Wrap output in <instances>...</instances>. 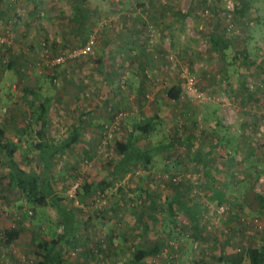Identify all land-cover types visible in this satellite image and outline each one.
Segmentation results:
<instances>
[{
	"label": "rangeland",
	"instance_id": "rangeland-1",
	"mask_svg": "<svg viewBox=\"0 0 264 264\" xmlns=\"http://www.w3.org/2000/svg\"><path fill=\"white\" fill-rule=\"evenodd\" d=\"M156 2L159 11L166 10L162 29L167 35L160 33L155 45H165L167 49L161 48L168 64V89L179 85L183 96L176 101L168 99V121H162L165 116L156 114L151 121L140 123L142 132H130L135 134L133 141L139 142L143 151L158 154H154L150 162L129 161L125 166L121 165L120 171H117V165L123 156L117 144L123 143L121 139L125 135L121 123L123 117H132L131 114L117 112L108 115V120L95 121H92L95 117L83 112L75 117L67 97L57 94L59 88H69L66 79L69 78L70 68L87 73L91 70L88 66L91 62L93 67L97 65L100 69L101 49L97 45V36L91 33L86 37L82 31L73 35L67 31L63 33L60 21L51 19V7L47 0L39 3L37 16L29 19L28 31L23 35L28 42L24 61L30 71L27 77L39 71L35 75H41L43 81L32 82L29 91L37 89L39 94L43 91L44 101L47 100L50 107L55 106L51 109L50 125L53 129L47 143L53 145H49V151L54 152L58 147L57 139L67 135L66 127L72 120L76 119L84 126L90 122L96 129L91 131L95 136L92 137L90 132L91 137H86V141H92L91 146L80 145L82 142L79 139L77 145L60 149L53 154L46 171L41 160L46 154L41 155L40 148L37 153L38 126L30 115L24 119L30 143L21 141V145L15 147L19 150L18 162L23 165L24 171L29 174L45 172L53 192L58 196V205L72 209L78 221L79 226L65 234L57 245L60 255L71 264L81 261L83 264H123L139 243L144 249L158 247L157 252H151L144 258L146 264H223L217 252L222 246V242L217 243L218 235L233 238L235 243L231 244L235 250L262 244L260 234L264 233V226L259 227L253 219L248 220L244 213L238 215L234 225H224L219 230L222 218L231 212L232 195L227 194V189L219 199L211 193L214 188H225L224 181L228 179L204 178L199 172L203 162L199 163L196 152L191 158L184 148L159 149L158 144L163 146L167 140H172L173 144L179 141L176 136L179 122L184 119L183 114L190 115L189 121L196 126V123L199 125L202 122L197 118L207 111L203 121L211 123L213 115L210 110L214 106L220 107L216 116L220 123L230 126L246 116L257 126L254 133L257 130L264 133L259 129L264 128V0ZM64 3L68 5L67 0ZM65 9L68 10V7ZM27 15L23 7L21 16L25 18ZM10 33L11 43L18 44L20 33ZM90 37H94L90 54L68 58L53 70L42 67L41 62L37 64L43 43L47 46L48 56L52 57L61 51L83 46ZM18 49L19 45L12 51L15 53ZM53 71L54 76L51 75ZM121 74L130 76L126 70H122ZM97 75L101 77L98 78L101 86L105 85L103 75ZM186 75L193 77L197 91L203 95L201 98L183 91ZM14 77H8V87L3 89L13 94L15 91L23 92L24 84L13 82ZM77 78L85 81L84 77ZM64 80L66 84H63ZM25 84L29 86V83ZM135 121L138 125L137 118ZM187 122L181 125L187 127ZM166 126L168 137L164 130ZM150 127L159 128L155 133L156 139L142 136ZM14 135L21 137L24 133L19 136L18 132H14ZM257 138L261 135L257 134ZM193 149L197 151L196 146ZM170 157L176 158V161L171 163L168 160ZM208 166L210 169L214 167L212 162ZM168 176L175 177L176 181L168 180ZM192 181L199 183L197 192L193 191ZM75 183L77 186L72 188ZM90 186L92 189H89ZM0 204V234L4 235V239L0 240V264H39L43 250L38 247V242L64 234L56 210L49 205L36 207L28 203L17 188L2 194ZM221 205H225L226 210L219 213ZM242 217L246 222L243 223ZM259 219L262 220L261 217ZM195 220V223H189ZM237 222H242V229L235 228ZM144 223H147V230L143 227ZM249 224H252L250 229ZM13 230H17L18 235L10 240L7 234ZM172 253L176 255L173 261L168 256ZM241 264H249L248 258L244 256Z\"/></svg>",
	"mask_w": 264,
	"mask_h": 264
},
{
	"label": "crops",
	"instance_id": "crops-1",
	"mask_svg": "<svg viewBox=\"0 0 264 264\" xmlns=\"http://www.w3.org/2000/svg\"><path fill=\"white\" fill-rule=\"evenodd\" d=\"M44 1L46 0H0V32L8 31L13 34L15 31V33L19 32L21 36L17 41L18 44L14 42L9 43L10 45H0V131L3 132L0 141L3 144L14 143L18 147L21 145V141L30 143V137L26 136L24 119L27 118V115H31L33 122L38 126L37 153L40 148L38 145H53L48 144L47 140H49L50 130L53 129L50 120L52 119L51 109L55 106L50 107L48 101H44L45 98H42L44 96L43 91L40 94L37 89L33 90L34 94L33 91H29L32 82L36 84L43 83V81L41 75H35L39 71H36L37 73L35 72L29 78L27 77L30 71L28 70V63L24 61L25 55L28 53V42L26 38H23V35L28 31L29 19L37 16L36 9L39 7V3ZM47 1L51 7L49 9L51 19L60 21L63 33L67 31L73 35L77 31H82L86 33V37L94 33L97 36V45L101 49L99 51L100 61H98L100 69H97V65L93 67L91 62H89L91 65H88L91 70L85 72L86 74L70 68L68 70L69 78L66 79L69 90L63 86L57 90V94L60 97L62 94H64L62 97H67L75 117L83 112L95 117L92 119L95 121L96 119L108 120V115L117 112L131 114L132 117L129 116L130 118H122L121 130L124 131L125 135L121 142L124 144L130 142L132 146L142 150L139 142L133 141L135 134L130 132L132 130L135 133L142 132L140 123L151 121L156 114L161 117L165 116V118L162 117V121H168V64L162 55L163 49L166 51L167 49L165 45H155L156 40L161 36L160 33L167 35L162 29L165 22L163 13L166 10L159 11L157 9V0H67L68 5L62 4L65 0ZM43 6L45 7V4ZM23 7L28 14L25 17L27 20L21 16ZM65 7H68V10ZM167 31L168 29H166ZM17 45H19V49L14 53L12 49ZM122 70H126L130 76H123ZM54 72H51L52 76L55 75ZM96 73L103 75L105 85L101 86L98 79L101 77ZM60 74L61 76L64 75L61 70ZM11 75L15 76L13 82L24 84L23 92L15 91L13 94L12 91L3 89L5 86L8 87V77ZM77 77H84L85 81L79 80ZM66 81L64 80L63 84H66ZM25 82L29 83V86H25ZM85 88L87 89L85 90ZM5 91L7 93H4ZM40 101L48 105L46 122L41 133L39 131L42 130L41 125L36 120L41 113ZM210 111L213 115V121L211 123L204 122L207 111H203L202 117L197 118V121L202 120V122L199 125L196 123V126L189 121L190 115L183 114L184 119L179 122V133L176 136L179 141H175L176 143L173 144L172 140H167L163 146L159 144L158 146L171 149L174 147L184 148L191 158H194L196 152L199 163L203 162V168L199 172L204 178L208 177L211 180L228 179L224 181L225 188L220 189L218 187L214 188L212 193L210 191L214 197H216V192L223 194L226 189L227 194L232 195L231 212L222 218L223 221L219 230L224 225H234L233 223L238 221V215L241 213L246 214L248 220L261 217L262 220H259L264 226V133H260L258 130L254 133L257 126L249 117L245 116L239 122L235 121L229 126L220 123L219 118L216 117L220 107L214 106ZM135 118L138 119V125H136ZM182 122H187V127L181 125ZM91 124L89 122L84 126L76 119L72 120L70 125L66 127L67 135L62 139H57L58 145L56 146L61 145L77 125L81 127L79 139L82 143L78 139L74 144L79 142L80 145L91 146L92 141H86L87 136L91 137L89 133L96 130L95 125ZM167 126L164 129L166 137H168ZM158 129L150 127L149 130H146L148 132L142 136L156 139L155 133ZM259 129L264 132V128ZM14 132H18L19 136L23 133L24 135L16 137ZM92 132L93 137L95 134ZM257 134H260L261 138H257ZM193 146L197 147V151L193 149ZM18 151V149L14 151L13 158L18 167L24 171L23 165L18 162ZM151 153L153 155L158 154V152ZM122 156L124 157L123 154ZM24 159L27 161L26 157ZM137 160L141 159L135 158L131 161ZM168 160L174 163L176 158L170 157ZM7 161V150L0 147V196L5 195L7 190L11 191L12 188H15L9 181L10 168L6 164ZM210 162L214 165L213 169L208 166ZM221 163H224L225 166L223 167ZM224 169L227 170L224 171ZM257 195L263 197V203L256 198ZM244 222L246 221L243 220ZM241 223L237 222L235 228H241ZM194 225L196 226V224ZM251 225H248L250 226L249 229L252 228ZM224 231L227 230L224 228ZM260 235L263 236V234ZM238 240L237 238V243ZM218 242H222V246L217 249L219 258L223 259V264H230L234 260L233 258L237 257V253L232 247L233 244H231L232 242L235 243L234 239L218 235ZM173 253L176 254V252ZM173 253L172 255L168 254V256H176Z\"/></svg>",
	"mask_w": 264,
	"mask_h": 264
},
{
	"label": "trees",
	"instance_id": "trees-1",
	"mask_svg": "<svg viewBox=\"0 0 264 264\" xmlns=\"http://www.w3.org/2000/svg\"><path fill=\"white\" fill-rule=\"evenodd\" d=\"M53 70V69H50ZM244 87V84H243ZM34 93V92H33ZM181 96H183L181 88L179 85H175L168 89V99L176 101ZM47 104L45 102H39V107L41 110L40 115L37 117V121L41 125V129L39 130L40 133L43 131L46 122V114H47ZM31 116V115H30ZM26 117V116H25ZM29 118V115H27ZM25 118V120L27 119ZM31 118V117H30ZM33 120V119H32ZM80 126H76L75 129L69 134V136L63 141L61 145L58 147H54V152L49 151V146H40L42 150V155L45 153V159L42 157V162L44 164V171L48 170L50 167V160L55 152L61 150H65L70 148L72 144H74L79 139L80 135ZM3 132L0 131V136H2ZM0 147L7 150V166L10 168L9 174V181L15 188H17L21 193L22 196L26 199V201L34 206L43 207L44 205L52 206L58 215V220L62 224L64 228V234L53 237L49 240H40L38 242V247L43 250L42 259H40L39 264H54V263H64V264H71L67 260H65L59 253L57 249V245L59 241L63 238V236L67 233H70L72 230L76 229L79 224L76 220L72 209L66 207L65 205H58L59 199L56 193L53 192L52 187L48 180V175H45V172L41 173H26L25 171L21 170L18 167V164L15 162L13 158V153L15 151L16 145L14 143H1ZM117 147L121 154H124V157L121 163L117 165V171H120L122 166H125L126 163L129 161L139 158L144 160L145 162H150L153 154L150 152H145L141 150L139 147H134L129 143H118ZM159 149H161L159 147ZM122 165V166H121ZM92 189V186L89 187ZM220 193L216 192V197L219 199ZM256 197L260 202L263 203V197L261 195H257ZM264 204V203H263ZM171 206V205H169ZM143 227L147 230V223L143 224ZM18 231L13 230L8 232L7 237L8 239H13L17 237ZM158 247L154 249H144L140 246V243L133 248L131 255L123 264H146L144 258L151 254V252H157ZM237 253V257L233 258L234 260L231 261L230 264H241L242 259L245 257L248 258L249 264H264V233L262 236V244L258 247H247L246 249H239L235 250ZM173 261V256L169 259ZM83 261L79 263L73 264H83ZM207 264V263H204Z\"/></svg>",
	"mask_w": 264,
	"mask_h": 264
},
{
	"label": "built area",
	"instance_id": "built-area-1",
	"mask_svg": "<svg viewBox=\"0 0 264 264\" xmlns=\"http://www.w3.org/2000/svg\"><path fill=\"white\" fill-rule=\"evenodd\" d=\"M11 39H12V35L10 32H7V34H3L0 33V43L1 44H9L11 43ZM93 47H94V37H90L88 39V41L81 47L77 48V49H72L70 51H61L57 54H55L52 57L48 56V49L45 43H43L40 46V50L38 53V61L37 64L39 62L42 63V67L46 68L47 70L50 69H54L55 67L59 66L60 64L64 63L66 59H72V58H77L79 56H85L90 54L93 51ZM48 57V58H47ZM185 82L183 84V91L186 92L187 94H195L198 98L202 97L203 95L201 93H199L197 91V87L195 86V81L193 79L192 76L190 75H186L185 77ZM168 180L170 181H176L175 177H169L168 176ZM77 186V183H75L73 185L72 188H75ZM192 187H193V191L197 192V189L199 188V183L197 181H192ZM226 210V206L225 205H221L218 208V212L222 213ZM2 208H1V204H0V214H1ZM241 220H244V218L242 217ZM253 221L259 226H262V223L260 222L259 218H254ZM4 239V235L0 234V240Z\"/></svg>",
	"mask_w": 264,
	"mask_h": 264
}]
</instances>
